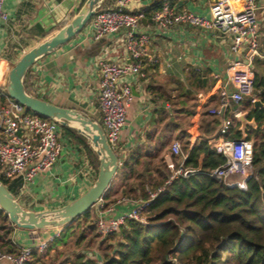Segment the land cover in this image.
Here are the masks:
<instances>
[{"label": "crops", "instance_id": "crops-1", "mask_svg": "<svg viewBox=\"0 0 264 264\" xmlns=\"http://www.w3.org/2000/svg\"><path fill=\"white\" fill-rule=\"evenodd\" d=\"M113 1L108 0L107 3L112 4ZM164 1L132 0L130 4L133 12H147L139 30L151 33L150 52L157 61L144 65L145 77L130 79L135 99L128 108L126 124L121 132V162L141 148L151 156L156 155L154 161L163 160L166 165L170 161L177 163L181 158L171 154L174 142L179 141L182 146L185 141L183 145L192 146L202 140L215 139V143H220L227 139L222 136L225 121L230 122L228 127L233 124L240 129L236 116L239 112L264 108H255L254 103L246 99L232 106L227 120L210 112L219 107V92L226 82L230 63L242 55L231 51V37L218 30L210 32L195 26L177 25L163 33L154 28L151 12ZM169 1L178 10L209 16L214 0ZM226 2L240 9L243 0ZM258 4L259 49L263 57L255 59L254 72L256 78L264 79L263 1L259 0ZM79 6V2L74 0L5 1L4 10L9 17L0 23V91L5 89L8 73L17 59L66 24L77 13ZM125 59L129 61L123 35L116 34L95 41L87 29L30 69L27 85L31 90H27L57 105L82 109L98 120L102 118L99 108L100 62ZM263 89L264 86L254 88L256 100L262 101L260 93ZM251 129L257 128L250 127L247 132ZM262 130L264 132V124ZM64 140L62 154L52 169L26 184L24 192L20 191L21 187L17 190V198L27 196L26 203L30 209L60 207L83 194L97 177L83 146L77 145L75 148L68 138ZM139 168L143 170L144 164ZM122 188L119 189L120 194L116 193L117 189L113 191L114 196L111 195L108 206H102L106 217L119 216L134 206V202L123 201L124 198L141 200L123 195ZM54 235L55 231L52 230H16L11 237L14 245L20 249L23 246H37ZM37 253L39 259H35L33 264H43V252ZM87 253L88 257L99 262L102 260V255L96 249ZM0 264L11 263L3 260Z\"/></svg>", "mask_w": 264, "mask_h": 264}, {"label": "built area", "instance_id": "built-area-1", "mask_svg": "<svg viewBox=\"0 0 264 264\" xmlns=\"http://www.w3.org/2000/svg\"><path fill=\"white\" fill-rule=\"evenodd\" d=\"M5 1L0 0V23L7 21L9 17L4 10ZM74 1L79 2V7L84 2ZM262 1L264 8V0ZM131 2L132 0H114L109 4L105 1L84 29H88L89 36L95 41L116 34L124 36L129 61L101 60L99 67L101 119L109 142L117 149L121 146V132L126 124L128 108L135 99L130 79L135 76L145 77L144 65L157 61L150 52L151 33L139 30L147 12L131 11ZM258 2L259 0H243L240 9H236L233 5L227 4L226 0H214L209 16H204L189 10H178L169 0H165L161 7L152 11L150 15L153 27L163 33L177 25H184L210 32L218 30L231 37V51L242 56L230 63L226 82L220 88L219 107L210 110L212 114L223 116L226 120L227 113L233 105H238L246 99H250L252 103L256 101L254 61L257 57H263L259 49ZM1 93L5 101L0 104V179L9 183L21 179L20 191L24 192L26 184L34 182L41 173L51 170L57 163L64 149L66 136L61 134V125L56 121L27 111L7 94L6 89ZM228 123L230 122L225 121L224 131L228 128ZM214 140L207 141L226 160L213 170L211 175L229 187L246 190L253 167L255 141L241 138L224 139L220 143H215ZM72 145L77 148V144ZM171 154L181 159L177 163L175 161L167 163L171 174L163 186L154 191L147 187L149 200L135 201L124 198L123 201L134 202V206L121 215L110 218L106 217V211L102 210L103 199L93 207L98 213L96 225L99 234L106 236L119 231L128 220L146 223V211L151 200L174 179L187 177L196 172L195 169L185 166L187 154L183 152L179 141L172 144ZM235 176L238 178L235 179ZM59 232L56 231L54 236L37 246L21 247L18 253L0 249V262L7 260L11 264H28L33 258L34 251L44 252L50 242L59 236Z\"/></svg>", "mask_w": 264, "mask_h": 264}, {"label": "trees", "instance_id": "trees-1", "mask_svg": "<svg viewBox=\"0 0 264 264\" xmlns=\"http://www.w3.org/2000/svg\"><path fill=\"white\" fill-rule=\"evenodd\" d=\"M29 74L30 70L25 79L27 89ZM194 75L197 73L194 72ZM261 86H264V79L258 76L255 87ZM260 98L264 102V89ZM4 101L5 97L0 91V104ZM250 116L256 118L258 128L248 132V139L254 138L255 143L253 175L248 180L246 190L229 187L211 175L226 158L207 140L192 146L184 145L183 151L187 154L184 164L196 172L174 179L151 200L146 211V223L128 220L119 231L106 235L104 241L107 246L101 248L103 255L100 262L83 255L77 264H264V108L253 109ZM222 136L240 139L242 132L238 125L230 124ZM81 143L98 174L97 154L84 138ZM156 157L138 148L122 161L117 175L124 180L123 195L149 200L147 187L154 191L165 184L171 172L163 160L161 166L154 169ZM142 164L144 168L140 170ZM3 182L14 194L22 185L21 180ZM111 187L112 184L103 197L106 206L112 197ZM91 217L89 211L71 224L52 230L63 234L56 236L49 245L63 243L77 220H88ZM93 229L99 238L101 234L95 222ZM16 230L20 229L14 228L7 213L0 209V249L18 253L19 248L14 245L11 237ZM46 231L51 230L43 232ZM38 256L37 251H34L28 264L35 263Z\"/></svg>", "mask_w": 264, "mask_h": 264}, {"label": "water", "instance_id": "water-1", "mask_svg": "<svg viewBox=\"0 0 264 264\" xmlns=\"http://www.w3.org/2000/svg\"><path fill=\"white\" fill-rule=\"evenodd\" d=\"M106 0H86L79 11L49 38L35 44L24 52L8 73L5 86L7 94L28 110L56 121L63 127L76 131L83 137L99 159V169L95 181L80 196L56 208L34 210L26 208L16 195L0 179V209L7 213L14 228L29 231L61 229L80 216L89 212L101 201L109 190L122 164L121 158L109 142L103 125L88 112L57 105L30 92L25 79L29 70L45 57L55 53L75 39L89 24ZM255 108L264 107V102L256 100ZM243 138L248 137V129L258 128L250 111L237 115ZM253 175V167L250 176Z\"/></svg>", "mask_w": 264, "mask_h": 264}, {"label": "rangeland", "instance_id": "rangeland-1", "mask_svg": "<svg viewBox=\"0 0 264 264\" xmlns=\"http://www.w3.org/2000/svg\"><path fill=\"white\" fill-rule=\"evenodd\" d=\"M28 89L30 88L28 87ZM26 110L30 111L27 108ZM98 121L103 125V121L101 118H98ZM60 132L63 136H66V138L69 139V142L73 144H77L78 146L82 145L81 142L83 141V138L79 136L77 133H75L76 131L75 132L74 130L69 131L65 127L60 126ZM183 143H182V146L184 147ZM114 148H116V152L118 153V155L121 156L122 149H117V147L115 146ZM159 166H161V160H158V161L155 160L153 168L156 169ZM234 178L237 179L238 177L235 176ZM123 184H124L123 178L116 175V177L113 180L112 187L110 189L111 195L114 196L113 191L115 189H117L118 191L116 193L120 194L119 192L121 191H119V189L120 187H122ZM15 194L17 195V192ZM26 197L27 196L24 197V195L23 196L20 195L18 197V200L26 208H29V206L26 203L27 201ZM102 204L103 206L106 205V201L104 200ZM90 213L92 216L91 219H88V220L81 219L75 222V224L73 225L74 227L72 228L71 233L68 234L66 241H64L62 244H59V245H53V246L47 247V249L42 253V258L44 259L43 264H77L81 256L84 255V257L89 258L88 257L89 255L87 252H91L95 249L96 251L98 250L101 255H103V251L101 250V248L103 246L104 248L107 246L106 241H104L105 236L101 235L102 237L99 236L98 238L96 230L93 229L94 222L96 223L98 219V213L96 211V208L91 209ZM61 234L63 233L61 232ZM91 240H95V241L91 242Z\"/></svg>", "mask_w": 264, "mask_h": 264}]
</instances>
